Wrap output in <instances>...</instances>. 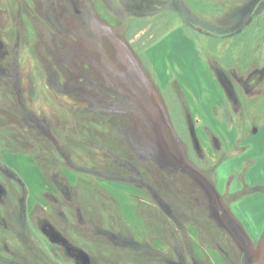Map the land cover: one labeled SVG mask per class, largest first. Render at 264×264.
Returning a JSON list of instances; mask_svg holds the SVG:
<instances>
[{
    "label": "rangeland",
    "instance_id": "obj_1",
    "mask_svg": "<svg viewBox=\"0 0 264 264\" xmlns=\"http://www.w3.org/2000/svg\"><path fill=\"white\" fill-rule=\"evenodd\" d=\"M77 2L81 19L67 0H0V264H84L42 224L85 264H166L176 246L186 261L249 264L213 203L263 234L264 4L242 23L252 0ZM43 142L72 157L52 174L69 200L37 163Z\"/></svg>",
    "mask_w": 264,
    "mask_h": 264
},
{
    "label": "flooded vegetation",
    "instance_id": "obj_2",
    "mask_svg": "<svg viewBox=\"0 0 264 264\" xmlns=\"http://www.w3.org/2000/svg\"><path fill=\"white\" fill-rule=\"evenodd\" d=\"M67 1L70 5V7L72 9V13L75 15V17H78L81 19L83 17V11L79 8L77 0H76V3L78 6V9L80 11L79 13H75L73 8H72L71 3L69 2V0H67ZM263 4H264V0H252V2L249 4L248 7L249 8L251 7L254 11H252L251 15L249 17H247L248 19L246 18V16L243 17V20L241 22L242 23H243V21L249 22L253 16V13L256 12V10H258ZM17 7H22V6L20 4ZM182 19L186 20V18L184 16H182ZM81 25H84V21L81 22ZM198 29H200V28H198ZM223 35L225 36L227 34H223ZM0 47H1V45H0ZM217 74H218L219 82H220L222 88H224L226 93L228 95H230L229 99H231V102H232L233 96H232V91H230L232 88V84L227 79V77H225V74H222L221 72H217ZM144 189H145V192L148 193V196L151 199H153V196L150 194V192H148V190L146 188H144ZM160 207L163 209V207L161 205H160ZM213 208L215 209L216 213H218L217 215H218L219 219L222 220L221 223H224L226 225L225 229L229 232L232 239L235 240L237 242V245L245 252L247 259L250 260L249 264H264V232L256 241H252L248 237L244 236L238 227H237L238 228V230H237L235 224H234V227L229 225L230 223H229L228 219H230V217H228V215H226L222 212L221 207H219L217 202L213 203ZM227 226L229 228H227ZM117 236H118L117 241H119V243H124L128 246H133L134 249H138L137 247H139V245H138L139 242L135 241L134 238L126 237L123 235H122V237H123L122 238L120 234H118ZM145 247H147V245ZM176 247L174 248V251H176L175 254H176L177 260H173V259H171L165 255H161V256H159L160 261H162V263H166V264H215L214 260L212 258H210L211 255H209V257H208L209 259H206V262H200V261H198L199 259L197 260V258H199V257L196 258L195 257L196 255L192 251H191L192 255L191 254L189 255V260H188L189 262H188V261H186V259L182 255V250H181L180 246H176ZM211 251H212V254L214 253V255H216L219 252L223 254L224 248L221 245H218V247L216 246V249H212ZM151 262H152V260H151Z\"/></svg>",
    "mask_w": 264,
    "mask_h": 264
},
{
    "label": "trees",
    "instance_id": "obj_3",
    "mask_svg": "<svg viewBox=\"0 0 264 264\" xmlns=\"http://www.w3.org/2000/svg\"><path fill=\"white\" fill-rule=\"evenodd\" d=\"M2 65V64H1ZM0 65V71L2 70V66ZM1 74V72H0ZM78 79H80L81 81H83L84 83H86L87 81H85L84 79H82L81 77H78ZM101 91L104 92V89H102L100 87ZM107 93V92H106ZM108 95V94H107ZM1 123V122H0ZM48 140V138H46ZM55 139V138H54ZM49 143V142H48ZM73 145H75V150H79V148L82 149V145L81 142H72ZM49 144H47L46 142H43L41 143V148H40V151L38 152L37 154V163L38 165L40 166L43 174L47 177V178H50L51 180H53L52 182H56L57 183V186L60 187L59 189L62 191V194L64 195L65 199L69 200L71 198L70 196V189L68 187V185L63 181V179L60 181H56V179L53 177V173L55 174H59L58 172V165L60 166H63V167H67V168H73V163L71 161V158L70 155L68 153H66L64 150H61L63 151L64 153H60V154H67L65 155H60V156H57L55 154V152H53V148L52 146L49 147L48 146ZM29 148V146H26ZM60 151V150H59ZM81 151H84V148L81 150ZM57 152V151H56ZM55 157L56 159H60V162L62 164H59L58 161L55 162ZM39 160V161H38ZM1 162V161H0ZM2 163V162H1ZM0 163V164H1ZM3 164V163H2ZM128 164V163H127ZM174 165V164H173ZM173 165L171 166L173 168ZM2 166V165H1ZM0 166V170L4 172V170H7L8 172H10L4 165V169H2L3 167ZM75 168V167H74ZM189 170V169H187ZM141 171V170H140ZM52 172V173H51ZM109 172V171H108ZM109 173H114V171H110ZM50 174V175H49ZM49 175V176H48ZM113 178H120L122 179V181H128L125 179L126 176L124 175H120L119 171H115L114 175L112 176ZM131 178V177H130ZM61 184H60V183ZM130 182V181H129ZM131 182L135 183V184H139L141 186H143L144 188H146L148 190V192H150V194L153 196V198L155 199V201L159 204L162 203V201L160 199H158V197L155 195L156 193H152V189L144 182H141V180H137V178H131ZM4 192V190H2L0 188V194ZM154 194V195H153ZM213 199V202L215 201V198L212 197ZM163 204V203H162ZM77 215L80 217V213L78 211V208H77ZM78 219H81V218H78ZM229 221V225L234 227V223L231 219H228ZM228 225V224H227ZM10 227V229L13 231V226H10L7 224V227ZM226 227V226H225ZM227 228H229L227 226ZM41 230L44 231V233L48 236V239L52 242H56V243H60V242H63L62 245H64L66 248V251L68 253H71L72 252V256L78 260L80 259V254L81 252L83 251H79L77 254L75 253V250L71 245H67L65 242H66V239H64L57 231H55L51 226H49L48 224H42L41 225ZM235 230V229H234ZM112 233V236H111V240L114 242V244L116 245V247L118 248H121V249H124L126 250L128 245L124 244V243H119V241H117L118 239V233L116 232H111ZM130 249V248H128ZM40 251L43 253L44 250L40 248ZM45 253V252H44ZM46 254V253H45ZM90 260L89 256H88V261Z\"/></svg>",
    "mask_w": 264,
    "mask_h": 264
},
{
    "label": "crops",
    "instance_id": "obj_4",
    "mask_svg": "<svg viewBox=\"0 0 264 264\" xmlns=\"http://www.w3.org/2000/svg\"><path fill=\"white\" fill-rule=\"evenodd\" d=\"M198 123H201V122H199V120H198ZM215 139L217 140L216 141V143H214L213 145H214V149L215 150H218V149H220V147H221V145L219 144V142H222L223 141V139H222V136L219 134V133H217V135H216V137H215ZM218 140H219V142H218ZM210 148H211V146H210ZM211 150H212V148H211ZM214 153V152H213ZM227 182V181H226ZM260 182H264V179L263 180H261ZM260 182H258V183H260ZM257 183V184H258ZM256 184V185H257ZM262 185V184H261ZM225 186H226V188L229 186V184H228V182H227V184H225ZM258 186H260V185H258ZM241 188V187H240ZM239 188V189H240ZM238 189V190H239ZM237 190V191H238ZM261 205H262V207H263V205H264V199L262 200V203H261ZM264 218V217H263ZM263 225H264V221H263V223H261L260 222V224L258 225V227H256V228H258V229H260V228H263ZM237 226V225H236ZM238 227V226H237ZM243 233V232H242ZM248 234V235H247ZM246 234V236H248L249 238H254L253 236L251 237V232H248ZM253 235V234H252ZM209 255H211V253L209 254ZM212 256H214V253L212 254ZM213 259V258H212ZM214 260V259H213Z\"/></svg>",
    "mask_w": 264,
    "mask_h": 264
},
{
    "label": "water",
    "instance_id": "obj_5",
    "mask_svg": "<svg viewBox=\"0 0 264 264\" xmlns=\"http://www.w3.org/2000/svg\"><path fill=\"white\" fill-rule=\"evenodd\" d=\"M69 2L71 3L74 12L75 13H79L80 11L78 9L76 0H69ZM80 260L85 264V263L88 262V256L84 252H81V254H80Z\"/></svg>",
    "mask_w": 264,
    "mask_h": 264
}]
</instances>
